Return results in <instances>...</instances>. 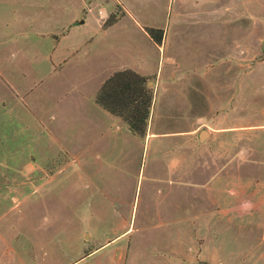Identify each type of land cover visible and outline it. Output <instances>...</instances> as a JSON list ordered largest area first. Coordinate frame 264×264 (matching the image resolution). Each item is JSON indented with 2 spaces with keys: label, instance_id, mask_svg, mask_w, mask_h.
Masks as SVG:
<instances>
[{
  "label": "rangeland",
  "instance_id": "1",
  "mask_svg": "<svg viewBox=\"0 0 264 264\" xmlns=\"http://www.w3.org/2000/svg\"><path fill=\"white\" fill-rule=\"evenodd\" d=\"M28 1L0 2V264H116L85 257L129 227L140 241L183 243L184 264L194 254L198 264H264V0H216L231 3L230 37L217 38L215 56L222 63L230 46L228 73L216 64L207 77L212 57L192 49L197 26L181 36L177 58L196 69L182 67L178 76L194 80H180L176 94L189 100L182 109L193 120L183 126L194 136L122 131L105 155L109 170L56 118L72 82L48 59L36 64L33 42L17 34V8ZM133 1L156 20L198 17L195 0Z\"/></svg>",
  "mask_w": 264,
  "mask_h": 264
},
{
  "label": "crops",
  "instance_id": "2",
  "mask_svg": "<svg viewBox=\"0 0 264 264\" xmlns=\"http://www.w3.org/2000/svg\"><path fill=\"white\" fill-rule=\"evenodd\" d=\"M112 3L111 7H97L89 5L87 0H29L18 5L17 18L15 16L20 26L17 34L21 35L23 41L33 42L31 54L34 62L36 60L37 64L40 58L48 59L53 74H64L72 82L71 89L59 96L61 108L56 118L70 123L73 134L76 132L80 137H85L90 149L96 151L101 159L99 165L107 170L114 167V160L110 161L107 156L116 151L115 138L122 131L124 135L131 131L120 116L109 112L96 101L100 87L111 74L130 68L153 78L150 81L153 82L155 94L146 130L149 139L153 136H194V127L183 126L184 120L193 118L187 117L182 109L189 100L177 95L176 90L182 88L179 83L182 79L193 82V77L181 78L178 73L183 72L184 68L186 75L189 70L194 73L196 63L178 60L181 50L179 40L187 27H198L201 37L197 39L199 43L192 45V49L194 53L202 51L212 57L204 64L207 77L216 74V64L230 67L233 53L228 46L229 55L222 63L215 57L217 38L226 40V37H230V1L195 0L194 11L198 17L188 21L149 18L144 15L143 5L137 6L133 0H112ZM113 11L120 14H116L115 21L107 24ZM147 27L163 30L161 43L153 40ZM246 49L245 42L240 52ZM224 72H230V68H225ZM52 133L56 136L55 130ZM133 213H137V209L128 214ZM165 225L171 229L173 222ZM134 236L137 240H133ZM141 237L134 228L129 227L85 258L98 257V262H102L110 257L112 263L116 264L185 263L183 243L177 240L169 243L166 237L161 242L147 241L146 235L143 241L138 240ZM126 238L128 241H124ZM198 263L199 259L194 254L190 264Z\"/></svg>",
  "mask_w": 264,
  "mask_h": 264
},
{
  "label": "trees",
  "instance_id": "3",
  "mask_svg": "<svg viewBox=\"0 0 264 264\" xmlns=\"http://www.w3.org/2000/svg\"><path fill=\"white\" fill-rule=\"evenodd\" d=\"M116 18V14H110L106 23ZM147 31L155 42L161 43L162 29L147 27ZM150 79L130 68L115 71L103 82L96 96L97 103L120 116L133 134L142 137L146 134L155 94Z\"/></svg>",
  "mask_w": 264,
  "mask_h": 264
},
{
  "label": "water",
  "instance_id": "4",
  "mask_svg": "<svg viewBox=\"0 0 264 264\" xmlns=\"http://www.w3.org/2000/svg\"><path fill=\"white\" fill-rule=\"evenodd\" d=\"M149 83H150L151 85L153 84V82H152V81H150Z\"/></svg>",
  "mask_w": 264,
  "mask_h": 264
},
{
  "label": "bare ground",
  "instance_id": "5",
  "mask_svg": "<svg viewBox=\"0 0 264 264\" xmlns=\"http://www.w3.org/2000/svg\"><path fill=\"white\" fill-rule=\"evenodd\" d=\"M204 134H207V132H204Z\"/></svg>",
  "mask_w": 264,
  "mask_h": 264
}]
</instances>
